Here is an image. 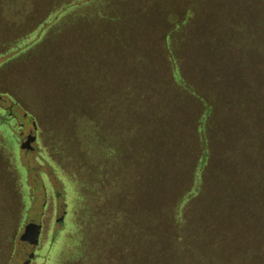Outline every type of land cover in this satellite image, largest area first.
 I'll return each instance as SVG.
<instances>
[{
    "label": "rangeland",
    "instance_id": "obj_1",
    "mask_svg": "<svg viewBox=\"0 0 264 264\" xmlns=\"http://www.w3.org/2000/svg\"><path fill=\"white\" fill-rule=\"evenodd\" d=\"M34 1L15 18L10 0H0V264H60L75 220L87 239L69 264H243L233 251L256 240L264 248V215L249 218L264 212V201L248 200L264 199V191L235 195L214 175L222 156L218 138L231 133L226 100L248 92L264 71L257 69L264 64V6L256 9V0H82L46 26L42 39L50 35L42 45L34 31L57 7L53 0ZM68 20L66 30H57ZM32 42L38 45L27 55L29 66L44 65L48 50V58L65 56L72 65L47 75L19 69L13 58ZM177 68L214 105L213 115H221L207 132L214 154L201 170L200 195L185 209L189 243L210 260L188 248L162 256L171 245L172 201L193 183L190 168L204 149L198 129L204 108L179 89ZM61 79L59 87L70 90L63 100ZM100 85L104 92L92 96ZM236 147L250 163L252 150ZM217 195L229 202L216 212ZM211 227L221 238L205 248ZM29 231L33 241L23 251Z\"/></svg>",
    "mask_w": 264,
    "mask_h": 264
},
{
    "label": "trees",
    "instance_id": "obj_2",
    "mask_svg": "<svg viewBox=\"0 0 264 264\" xmlns=\"http://www.w3.org/2000/svg\"><path fill=\"white\" fill-rule=\"evenodd\" d=\"M64 1L66 0H53L52 4L53 8H56V10L48 11L49 14L46 17V19L48 18V20L46 22H42L39 24V28L37 30H35V36L33 38H36L34 41H38L39 39H42V35L46 32V30L49 28V26L51 27L53 25V22H55L56 19H58L59 17H61V15H63L66 12L71 11L73 8H75L79 3H81L80 1L82 0H71L69 2L64 3ZM86 0H84L83 2H85ZM88 2H91V0H88ZM36 2L34 0H10V6H11V10L14 13V17L15 18H20L19 16H21L23 13V10L25 8H30L32 6H34ZM61 4V5H59ZM59 5V6H58ZM255 8L259 9L261 7H263L264 5L262 4L261 1L256 0L255 2ZM17 11V13H16ZM89 11V10H88ZM86 11V12H88ZM26 12V11H25ZM47 12V13H48ZM86 12L84 14H86ZM16 13V14H15ZM46 13V14H47ZM71 21H65L64 23H60L57 26V30H61L63 31L66 30L71 24ZM47 25H49L48 27H46ZM53 33L56 31H52ZM48 35L42 39L41 43L42 45H44L45 41H47L49 38L48 36L50 35L49 30H48ZM59 36V35H58ZM53 37H57L55 34ZM262 38H264V36H262ZM33 41V42H34ZM31 42V41H30ZM30 43L27 44V46L22 47V49L19 51V53H17L14 59L15 61H18V67L19 69L23 70V69H27L31 72H36L39 71V73H43L44 75H47L51 71H62L64 70V72L67 71V66H69L71 63L68 62V65L66 66V63H64L65 60V56H50L49 57V50H48V55L45 59L44 65L42 64H31L30 66L28 65L27 62L28 60H30V57H27V55H29V53L36 47V45H32L34 43ZM22 43L18 44L16 47L18 48ZM51 47V46H50ZM91 62V61H90ZM24 63V64H23ZM76 63V62H74ZM95 62H91V64H93ZM72 65V64H71ZM264 66V64H260L257 66V69ZM253 72V70L251 71ZM256 72V71H254ZM41 74V75H43ZM57 74V73H56ZM84 74H87L86 72H84ZM251 74V73H250ZM248 74V75H250ZM55 75V74H53ZM246 75V76H248ZM262 76V77H261ZM174 80L176 81L177 85H179V89L181 91H183L184 93L188 92L190 94H192L193 96H195V98L198 100V102L200 103V105L203 106L204 108V112L201 115L200 118V123L198 124V129L199 132H203L204 134L202 135V137L204 136V149L200 150L201 156H198V159L193 163L192 167L190 168V171L192 173V177L191 179H193V183L191 184V186L187 189L185 188L183 191H181L178 196H176L173 201H172V206H171V213H169L168 216L170 222L172 223V231L171 233L169 232L167 234V236L169 237V239L171 240V245L170 246H166V249L162 252V256L167 253H171L173 248L176 247L177 250H180L181 248H188L186 251H191V252H195L197 255L198 259H202L203 256H206L208 260L211 259V255L208 254V252L202 254L200 252V250L194 251L195 249H197L196 246H198L195 242H193V240L189 243V241L191 240L190 236L191 233L190 231L187 229L191 228V222H190V217L187 215L185 209H186V203H190L193 202L195 199H197V197H199L200 192H201V170L204 167V173L206 172V165L210 162H212L213 159V151L211 148V139L207 137V132L210 128V125L212 123H215L217 121H219L220 116H215L213 115V108L214 105L208 103L209 100H205L200 93H198L197 89L194 87V85L188 83L185 79H183L181 77V74L178 71V68L176 70V72L173 75ZM260 77L259 79H257L258 77H255V85H250L249 84V91L247 92H242V94L235 98L236 95H234V98L232 99H228L226 100V104L228 105V109L226 110L227 112L230 113V115L228 114V123L227 125L229 126V131L232 133H228L225 137H223L222 139L218 138V143H217V150L219 152L222 153V156L218 157L220 160L221 165L217 171L214 172V175L216 177H221L224 178V182L223 184H221V188H226V186L229 187H233L232 190L235 192V195H237V193L240 194V196L242 195L241 193H245L246 191H249L247 189L250 190H257L258 192L264 191V71L260 73ZM46 79L48 80V77L46 76ZM257 80H260L258 82H256ZM64 82V80H58V87L60 84H62ZM97 84V83H96ZM95 84V85H96ZM55 86L56 82L54 83ZM101 86V85H100ZM69 87V86H66ZM72 87V86H71ZM99 87V86H98ZM103 85L98 88L99 90L95 91V94H93L92 96H98V94L100 91H102ZM108 88V87H107ZM106 90V89H105ZM59 93V96L62 97V100L65 98L67 99L69 96V92L70 90H63L62 87H59V89L57 90ZM88 91H90L88 89ZM104 92V91H102ZM105 92L110 93L111 92V88L106 90ZM57 93V94H58ZM86 95V97L90 96L91 94L88 92L84 93ZM82 94H78V96L75 98H72L73 100H80V96ZM94 99L96 100V97H94ZM239 101H237V100ZM13 100V99H12ZM14 101V100H13ZM239 102V104H238ZM252 106V110H249V106ZM226 111H224V114L226 115ZM215 116V117H214ZM80 117L84 118L83 120L88 122V117L85 115H81ZM247 120H251V122L246 124ZM237 121V124H233V122ZM227 129V128H226ZM240 144V148H244L245 150L248 151V149L252 150V154L250 159H252V161H250V163H248V161L243 160L242 154H243V150L241 151L238 147H236V144ZM236 147V148H234ZM254 150V152H253ZM235 171V172H234ZM227 179V180H226ZM240 179V180H239ZM254 179H257L254 180ZM229 180H232L233 182L232 185H227V182ZM238 184L235 185L234 181H238ZM244 181V182H243ZM236 186L239 188L238 190H236ZM248 186V187H247ZM228 190V189H226ZM233 192V193H234ZM255 193V192H254ZM224 194V193H223ZM251 199L248 200H258V204L257 205H262V202L264 201V199H257V196L254 194L249 195ZM229 198H225L222 196H218L216 197V199H214L212 202V204L214 205V210L217 212L219 210H221L222 205L227 204L229 201ZM188 203V204H189ZM253 206L254 202L251 201L250 202ZM250 204V205H251ZM256 204H254V208L256 209L258 206ZM168 206V207H169ZM167 207V208H168ZM166 208V209H167ZM264 207H262L263 209ZM164 209V211L166 210ZM253 209V207H252ZM76 210V209H75ZM163 211V212H164ZM257 211V209H256ZM260 215H264V212L261 211L260 209L258 210V212H256V215H249L250 217H254V216H259ZM82 215H80V220L82 219ZM75 217V216H74ZM164 219V217H163ZM162 220V217L160 216V218L158 219V221ZM157 221V223H158ZM162 224V223H161ZM74 226H75V231L74 234L72 235V233H68L65 237H64V247L66 246H70V249L66 252L67 255L65 254V257L61 258L60 264H69L70 262H72L73 260H76V257L80 255V252L77 253L76 248L78 247H82L85 245V239H87V237L82 234L81 229H80V224H78V222H76V220L74 221ZM214 227V226H213ZM211 227V228H213ZM211 232V233H210ZM217 237L221 238V234L220 233H215L214 228L208 229L206 228V230L204 231V246H206L205 248H209L211 246V244L213 243V240L218 239ZM237 238V240L241 241V239H239L238 237H235V239ZM84 239V240H83ZM200 239V238H199ZM247 242L251 243L250 241L246 240ZM241 244H244L241 242ZM188 245H191L190 247H188ZM237 246H240V244H238ZM242 247H244L242 245ZM241 247V249H242ZM200 249V248H199ZM234 254H232V256L234 257L233 260L235 258H237L239 261H241L243 264H264V248H263V244L262 242H260L258 244V241L256 240L255 242H253V244H251L249 246V244L246 245L245 251H233ZM73 254L75 257H73ZM211 256V257H210ZM214 257V256H213ZM75 258V259H74ZM215 258V257H214ZM78 259V258H77ZM227 259V258H226ZM229 262L230 259L228 258ZM65 261V262H64ZM164 263L165 260H164ZM177 264L178 261L176 262Z\"/></svg>",
    "mask_w": 264,
    "mask_h": 264
},
{
    "label": "water",
    "instance_id": "obj_3",
    "mask_svg": "<svg viewBox=\"0 0 264 264\" xmlns=\"http://www.w3.org/2000/svg\"><path fill=\"white\" fill-rule=\"evenodd\" d=\"M32 238H33V232L32 231L27 232L21 239L20 249L23 251L27 250L32 244L33 241Z\"/></svg>",
    "mask_w": 264,
    "mask_h": 264
}]
</instances>
